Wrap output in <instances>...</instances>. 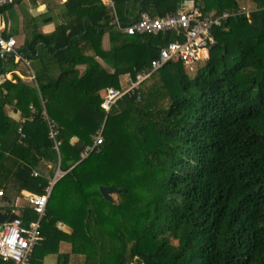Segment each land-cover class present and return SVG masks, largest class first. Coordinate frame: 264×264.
<instances>
[{
    "label": "trees",
    "instance_id": "16d2710c",
    "mask_svg": "<svg viewBox=\"0 0 264 264\" xmlns=\"http://www.w3.org/2000/svg\"><path fill=\"white\" fill-rule=\"evenodd\" d=\"M125 1L113 0L121 20ZM181 1L143 0L142 11L163 17L179 10ZM205 3V13L210 8L230 13L211 31L215 42L208 58L195 64L192 76L182 61H168L148 78L149 84L147 79L140 83V99L123 94L106 118L100 91L125 88L126 76L156 55L155 44L173 38L169 31L132 34L122 43L121 32L111 25L112 11L100 0H67L75 20L50 33L35 30L26 40L31 54H36L39 42L50 53L56 50L51 59L23 53L33 63L40 94L34 85L21 78L14 82L0 72L2 195L43 194L54 176L58 156L40 96L58 123L57 140L67 141L69 132L78 136L70 157L78 159L90 133L105 118L102 158L86 159L89 168L100 173L111 169L105 159L110 145L114 158L136 163L134 178H116L111 171L113 179L107 184L115 189L106 199L99 183L92 188L85 183L103 180L86 171L83 181L77 176L83 160L73 165L60 153L59 166L67 170L61 177L71 175L66 184L72 185L74 195L65 205L52 207L51 189L41 233L55 228L58 215L67 218L72 227L63 233L69 239L63 240L78 237L85 249L66 252L64 264H145L152 258L159 264H264V0H246L245 6L240 0ZM5 8L0 5V13ZM83 15L93 24L81 35ZM106 31L109 48L102 46ZM71 36L70 45L61 49ZM44 58L61 65L57 76L47 74L46 61L36 67L34 59ZM10 60L16 67L24 64ZM81 62L84 71L77 66ZM29 104L36 112L23 121L22 135L17 125L6 123L7 111L12 106L20 117H27ZM53 208L56 215L45 222ZM19 217L27 226L37 213L23 204ZM0 264L13 263L0 259Z\"/></svg>",
    "mask_w": 264,
    "mask_h": 264
},
{
    "label": "built area",
    "instance_id": "2783aa9c",
    "mask_svg": "<svg viewBox=\"0 0 264 264\" xmlns=\"http://www.w3.org/2000/svg\"><path fill=\"white\" fill-rule=\"evenodd\" d=\"M15 0H0V5L8 4ZM104 4L113 8L112 0H104ZM230 13L223 11L220 13L203 12L199 8H193L189 11L177 10L163 17L152 16L146 11H141L138 18L125 24H119V29L127 34L143 33H164L169 31L173 38L165 44L159 46L156 55L150 60L149 64L142 67L134 75L128 74L126 80L128 84L125 88L107 87L102 93L100 107L105 112V118L116 100L123 94L134 95L140 99L138 92L140 83L151 77V75L164 66L168 61L179 60L189 69H194L195 64L208 58L209 48L215 42L212 34L213 27L219 25L226 19ZM15 45V38L5 37L0 28V48L12 49ZM32 111L34 107L29 105ZM47 120V127L50 136L54 141L57 152L58 125L53 119H50L44 110ZM104 118V121H105ZM24 118L21 120L23 121ZM91 134L90 142L86 143L79 152L77 162L87 158L92 152L101 151L104 123ZM18 131L22 132V123L18 125ZM67 170L56 169L55 177L50 181V185L43 194H28L26 200L37 213L35 221L29 225H24L20 217H14L11 220L4 221L0 225V259L10 261L13 264H30L32 262V249L42 239L41 220L47 212V205L50 198L51 187L56 180V176L62 175ZM0 193L2 191L0 190Z\"/></svg>",
    "mask_w": 264,
    "mask_h": 264
},
{
    "label": "crops",
    "instance_id": "0c3cea01",
    "mask_svg": "<svg viewBox=\"0 0 264 264\" xmlns=\"http://www.w3.org/2000/svg\"><path fill=\"white\" fill-rule=\"evenodd\" d=\"M100 1L101 3L104 4V0H100ZM127 1L129 0H126L124 2L123 11H122L125 17V20L119 19L118 14L115 11L114 2H113V8L109 5L104 4L105 6L110 8V10L112 11L114 15V18H113L114 20L112 21L111 25L121 32L120 42L122 43H125L126 41H128L132 34H127L123 32L121 29H119V24H125L129 22L130 21L129 18H134V19L138 18L137 16H139L140 12L142 11L143 0H130V2H127ZM66 2L67 0H15L13 2L6 4V8L4 9V11L0 13V28L2 30L3 35L8 34V36H12L15 38L14 47L12 49H9L10 51H15V54H5L4 56H2L6 60V68L3 69L2 72L5 74L7 78H12L14 82L18 81L19 78H21L27 83L34 85L38 91V94H40L39 89H38V84L35 79L33 67H32L33 63L31 64L29 60H26L23 57V53L29 54L32 58L40 54H43L48 59H51L56 50L50 53L48 48L43 43L39 42L36 44L37 51H36V54L34 55L30 53L29 46L27 45L26 40L32 36L35 30L41 33H50L60 24L66 23L67 21H70V20H75V17H74L75 13H72L71 11L68 10ZM185 2L186 1L184 0L178 3L179 10L189 11V10H192L193 8H199L200 10H202L201 8L202 5L196 2V0L195 1L191 0L192 3L190 4L187 3V5L185 4ZM139 6L141 7L140 11L138 9ZM212 11L213 10H209V11L207 10L206 12H212ZM81 19H82V25H83V31L81 32V35H84L86 34L88 30L87 24L92 25L93 23L90 21V18L88 15H83ZM103 34L104 35L102 37V46L104 48H109L110 41H109L108 31L104 32ZM143 34H146V33H143ZM71 37L73 39L74 36H71ZM70 43L69 44L67 43L68 45L66 46L68 47ZM161 44L162 42L155 44V46L158 48V46H160ZM65 48L62 47L61 49H65ZM16 49H20L18 53L16 52ZM10 57L13 58V60L15 61L22 60L24 64H20L19 66L16 67L15 65H13V62L12 60H10ZM0 59H1V63L3 64L1 57ZM48 59H45V58L44 60L34 59L35 65H37L36 67L40 68V66L43 65V63L41 62L46 61L48 63L47 74L50 75L51 77H55L59 74L61 70V65L56 62L49 61ZM77 66L81 68L82 71H84L86 64L85 62H81L77 64ZM104 89L105 88H103L100 91L101 96H102ZM40 99H41V104H42V115L47 124V120L43 112L45 110L44 105H43L44 101L41 98V96H40ZM29 105H32L34 107L33 111L32 109H30ZM29 105H28L29 115L27 117H24V116L20 117L19 111H14L12 106H10L7 111L8 116L6 118V123H8V125H10L11 127H14L17 125L16 128H18V125L20 123H22V126H23V121L25 120V118L31 119L33 114L36 112L35 106L33 104H29ZM48 117L50 119H53L56 122L54 118H51L49 115ZM23 118L24 120L21 121ZM56 124L58 125L57 122ZM58 133H59V126H58ZM57 135H56V140H57ZM67 135H68L67 142H69L70 145H72L78 138V136L73 132L72 133L69 132ZM49 136H50V133H49ZM53 146H54V141H53ZM58 149H59V141H58ZM56 153L58 156V165L56 167L57 169L58 167L60 168L59 166L60 152L58 153L56 150ZM72 166L73 165H71L70 167ZM36 174L37 173L34 171L33 175H36ZM53 177H55V173ZM52 178L50 179V181L52 180ZM50 181H49V185H50ZM2 194L3 193H0V210L2 211L6 208H9L11 211L19 214L21 206L23 204H29L28 201L26 200L28 193H21L19 196L15 198H11V197H8L7 195H2ZM47 209H48V205H47ZM47 221L48 220L46 219L45 222ZM69 225H70L69 226L70 228L69 231H70L71 224L69 223ZM43 236L44 234H42V239L39 241L38 244H40L41 241H43L44 239ZM61 242L62 243L59 247V253L56 254L55 252H52L48 257H44L42 259L41 264H64L66 257H67L66 252L77 253L76 251L83 252L85 249L84 243L78 237L73 238L72 241L61 240ZM38 244H36L32 249V252H31L32 262L30 264H40L36 262L35 255H34L35 247Z\"/></svg>",
    "mask_w": 264,
    "mask_h": 264
},
{
    "label": "rangeland",
    "instance_id": "374dc122",
    "mask_svg": "<svg viewBox=\"0 0 264 264\" xmlns=\"http://www.w3.org/2000/svg\"><path fill=\"white\" fill-rule=\"evenodd\" d=\"M185 1H186L185 2L186 5H187V3H189V4L192 3L191 0H185ZM196 2H198L201 5L203 3H204V5H206L205 2H208V0H196ZM240 4L242 6H245L246 0H240ZM196 64L200 65L201 62H199V63L197 62ZM196 67H197V65H196ZM194 69L187 68V72L190 76L193 75L194 72L192 70H194ZM149 79L146 80L147 81L146 84H149L151 82V81H149ZM109 125H110V123H109ZM91 133H90V136H91ZM112 147L113 146L110 145L106 149L107 153H106V158H105L106 161H108V165L111 166V169L109 167H107L105 172L100 173L99 171H95V170H92L91 168H89L90 163L87 165L88 160H90L91 162L100 161V159L102 158V155L99 154V152H101V151L92 152L87 158L83 159V162L78 166L77 176L82 178L83 181L87 180L86 171H91V172H88L89 175L92 172H94V178H98V179L103 180V183H101L99 181L89 179L85 182L87 185V188H92V186L96 185V183L100 184L99 187L100 186H107L108 185L107 179L109 180L111 178L112 174L114 176L116 175V178H117V175H120V177H126V178H134L136 176V169L134 167L135 166L134 164H136V163L133 161L128 162L127 160H124V159L122 161V159H120V157L114 158L116 151L113 152L114 150ZM132 148L134 149V151H136V149L133 145H132ZM71 150L72 149H71V145L69 144V142H67V141L59 142V152L61 153L62 160L64 162H67V163H71L74 161L73 165H75L78 162L74 158V155L70 157ZM86 159H88V160H86ZM113 160H114V162H112ZM86 165H87V167H86ZM70 168L71 167H69L68 170ZM111 171H112V174H111ZM133 172H134V174H133ZM61 176L62 175H59L56 177V183L53 185L54 188H52L53 191L51 190L52 195H51L50 202L53 203L52 207L59 206V205H65V203H67L70 199H72V197L74 195V193H73L74 189H73L72 185L70 186V185L66 184V181H71V175H68L67 177H65V176L61 177ZM127 176H129V177H127ZM112 179L113 178L110 179V182ZM94 182H95V184H94ZM143 189L144 188H140L139 190H143ZM110 193H113V191H111ZM53 210L50 209V213L48 214L49 216H48L47 220H49L51 218V216L56 215V213H55L56 210L54 208H53ZM58 216L59 217H58L57 221L54 223L55 228L49 229V231L47 230V233H45L43 236L44 237L43 241H41V243L35 247L34 255H35V260L37 263L41 264L42 259L44 257H48L52 252H55L56 254H58L59 253V247L62 243L61 240L69 239L67 236H66V238L63 236V233L65 231L68 232L70 229L69 228V226H70L69 222L66 220L67 218L65 216H62V215H58ZM82 242H83V240H82ZM76 252L82 253L79 251H76ZM145 264H159V263L157 262V260L155 258H152L150 260V262L145 263Z\"/></svg>",
    "mask_w": 264,
    "mask_h": 264
},
{
    "label": "water",
    "instance_id": "95a60500",
    "mask_svg": "<svg viewBox=\"0 0 264 264\" xmlns=\"http://www.w3.org/2000/svg\"><path fill=\"white\" fill-rule=\"evenodd\" d=\"M127 2H130L127 1ZM139 11L141 10V7L139 6ZM130 21H133L134 18H129ZM72 37L69 39L68 44L71 42ZM67 44V45H68ZM67 47V46H65ZM63 47V48H65ZM20 49H16V52L18 53ZM5 54H15V51H10L9 49H0V57L2 58V66L0 67V72L6 68V60L2 57ZM114 190V186L113 185H107V186H100V191L102 193V195L106 198V199H111V191ZM19 214L15 213L13 211H11L9 208L4 209L3 211L0 210V223L4 222V221H8L11 220L14 217H18Z\"/></svg>",
    "mask_w": 264,
    "mask_h": 264
}]
</instances>
